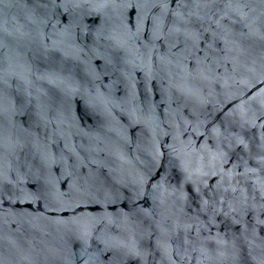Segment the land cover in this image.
I'll use <instances>...</instances> for the list:
<instances>
[{"label":"water","instance_id":"95a60500","mask_svg":"<svg viewBox=\"0 0 264 264\" xmlns=\"http://www.w3.org/2000/svg\"><path fill=\"white\" fill-rule=\"evenodd\" d=\"M0 264H264V0H0Z\"/></svg>","mask_w":264,"mask_h":264}]
</instances>
